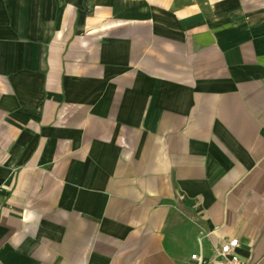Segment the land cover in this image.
<instances>
[{
	"label": "crops",
	"instance_id": "0c3cea01",
	"mask_svg": "<svg viewBox=\"0 0 264 264\" xmlns=\"http://www.w3.org/2000/svg\"><path fill=\"white\" fill-rule=\"evenodd\" d=\"M0 155V264H264V0H0Z\"/></svg>",
	"mask_w": 264,
	"mask_h": 264
},
{
	"label": "built area",
	"instance_id": "2783aa9c",
	"mask_svg": "<svg viewBox=\"0 0 264 264\" xmlns=\"http://www.w3.org/2000/svg\"><path fill=\"white\" fill-rule=\"evenodd\" d=\"M1 161L2 158L0 155V163ZM205 235L208 236V234H204L202 237ZM240 244L241 242L239 238H230L222 244L214 246L211 258H207L203 251L200 250L199 252L193 253L191 259L195 264H245L237 251Z\"/></svg>",
	"mask_w": 264,
	"mask_h": 264
}]
</instances>
